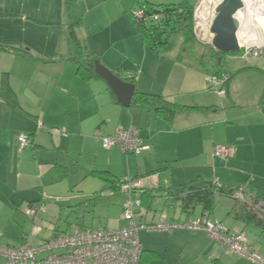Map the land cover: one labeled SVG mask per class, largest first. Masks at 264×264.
<instances>
[{
	"label": "crops",
	"instance_id": "1",
	"mask_svg": "<svg viewBox=\"0 0 264 264\" xmlns=\"http://www.w3.org/2000/svg\"><path fill=\"white\" fill-rule=\"evenodd\" d=\"M144 1L177 5L185 0ZM134 7L133 0H0V244H30L41 231L34 226L37 220L61 216V206L95 201L96 192L108 211L107 225L97 227L126 228V195L93 175L108 172L119 179L143 180L140 197L145 193L151 208L145 223L160 215L169 221L208 216L213 223L244 232L247 243L264 255V230L237 220L231 198H219L210 215L197 208L188 216L169 193L196 179L244 188L248 202L264 189V85L260 81L253 89L244 81L253 74L258 79L255 73L261 69L235 65L233 73H240L225 95L210 89L216 97L206 94L198 101L193 94H205L201 81L220 68L217 56L201 44L186 43L182 33L181 47L174 43L168 50L150 49L136 33L130 17ZM72 24L84 57L99 60L120 76L138 73L136 91L209 110L181 113L168 123L152 105L134 104L135 97L129 108L123 107L104 80L78 74ZM205 57L217 71L202 74ZM226 58L236 60L234 55ZM131 127L139 129L148 147L139 157L119 147L104 150L95 138L97 131L106 136ZM23 135L30 145L20 150ZM216 146L234 147L236 154L221 161L214 155ZM36 203L42 210L29 217L27 210ZM30 218L33 230L28 235ZM139 238L143 255L138 264H254L227 253L204 231L140 230ZM0 264L8 262L0 256Z\"/></svg>",
	"mask_w": 264,
	"mask_h": 264
},
{
	"label": "built area",
	"instance_id": "2",
	"mask_svg": "<svg viewBox=\"0 0 264 264\" xmlns=\"http://www.w3.org/2000/svg\"><path fill=\"white\" fill-rule=\"evenodd\" d=\"M224 0H200L194 11V32L199 44L212 46L215 35L211 29L217 18L216 9ZM243 15L241 17V12ZM264 16V5L259 0H247L246 9H240L236 17H240L241 30L239 41L241 51L236 59L241 61H253L264 56V46H258L253 40L247 39L255 29L261 37V32L255 27L256 16ZM135 20H153L159 22L162 15L147 16L146 12L136 7L132 10ZM262 40H264L261 37ZM129 82L138 80V73H126ZM211 87L220 96L225 95L224 84L228 82L229 75L209 76ZM42 128V124H39ZM95 138L101 142L104 150L119 147L126 155L139 157L144 150L148 149L140 138L139 129L119 128L113 135H102L99 131ZM20 150L30 145L28 136L19 139ZM236 149L230 146H216L214 155L221 161L233 158ZM218 185L219 182L214 181ZM243 189L234 193V198L244 199ZM121 192L126 195L123 205V219L127 227L122 229H104L102 227L78 230L75 233L55 234L39 246H32L24 242L19 247H6L0 244V256L4 257L8 264H138L142 255L143 247L139 238V231L148 232H173L175 230L204 231L210 235L214 243L227 253L245 258L254 264H264V255L256 252L246 240L244 232L233 231L221 223L211 222L207 217L188 219L186 221H169L165 215H160L153 223H145L143 218L147 211L144 209L140 195L144 190L142 179L124 178ZM42 210L40 203L32 204L27 210L29 217H36ZM38 230V228H37ZM2 232L0 230V240ZM48 256L39 259V256Z\"/></svg>",
	"mask_w": 264,
	"mask_h": 264
},
{
	"label": "trees",
	"instance_id": "3",
	"mask_svg": "<svg viewBox=\"0 0 264 264\" xmlns=\"http://www.w3.org/2000/svg\"><path fill=\"white\" fill-rule=\"evenodd\" d=\"M135 6L142 8L147 16L152 17L154 15H162L159 22L152 20H134L136 25V33L143 39L146 45L154 51L168 50L174 45V36L182 33L186 43H198L194 32V10L198 4H191L189 0H185L180 4H161L155 5L144 0H133ZM71 38L76 47L75 62L78 65V74L85 80H91L93 78L101 79L98 77L94 69L90 68L88 64L96 61L94 58H86L83 54V47L81 42L78 40L73 24L71 25ZM199 44V43H198ZM209 48L212 54L216 57L217 62H220L219 70L215 74L210 76H221L223 74L229 75V80L224 84L226 89L231 80L240 73H230L225 68V58L234 55L238 56L240 53L223 55L217 52L213 46H205ZM2 49V48H1ZM238 60V59H236ZM249 64L248 61H243ZM255 69L256 67L248 66L244 70ZM241 70V71H244ZM261 71V70H258ZM134 76L136 73L130 72ZM117 75V74H116ZM125 81L129 80L125 77L126 75L120 76ZM136 84V81H132ZM213 90L212 87H210ZM134 104L140 106L152 105L158 115L164 117L168 123H172L174 118L181 113H192L197 111H207L209 108L199 106H184L178 103L169 102L162 95L148 94L144 92L136 91ZM262 104L264 105V93L262 97ZM30 139V138H29ZM93 175L98 177L101 181L106 183L112 191L121 189L123 179H119L111 176L108 172H93ZM242 188H228L218 185L214 181H206L202 179H196L190 182L188 185L174 192H169L170 195L180 203L181 212L188 216H192L197 208H201L203 214H212L216 209L218 199L221 197H228L234 200L235 206L231 214L237 220H240L246 225H255L258 228L264 230V189L257 193V196L252 201H247L246 190L243 189L244 199L238 200L234 198V193ZM146 194L142 195V204L144 209L148 212L151 208L145 199ZM208 218V216H205ZM209 219V218H208ZM221 223V222H217ZM223 224V223H221ZM224 225V224H223ZM225 226V225H224ZM226 227V226H225ZM88 229V228H85ZM229 229V228H228ZM84 230V229H82ZM235 231V230H233Z\"/></svg>",
	"mask_w": 264,
	"mask_h": 264
},
{
	"label": "rangeland",
	"instance_id": "4",
	"mask_svg": "<svg viewBox=\"0 0 264 264\" xmlns=\"http://www.w3.org/2000/svg\"><path fill=\"white\" fill-rule=\"evenodd\" d=\"M174 1H179V0H174ZM189 1L191 4H195L197 2V0H189ZM136 7L137 6H135L134 8H136ZM130 17H132V19H133L132 10H131V16ZM183 39L184 38H183L181 33L179 35H177V37L174 36L173 40L177 46L176 48L181 47V43L183 44V42H184ZM263 51H264V49H263ZM195 59H199V57L197 55V51L195 53ZM204 59H205L204 60L205 62L204 63L202 62L201 66H200L202 74H204V75L208 74L211 70L217 71V67L211 64L210 59H207L206 57ZM249 62H250L249 65H252L253 67L256 66V67H259L261 69V71H256L257 73H255L258 79L255 78L254 74L251 75L254 77L249 76L247 78H244V81L247 83L246 85L254 86L253 89H256L260 85L259 84L260 81L264 85V56H262L261 58H259L257 60H253V61H249ZM196 65L198 66L199 62L198 63L196 62ZM235 65L243 67L245 65L247 66L248 64L244 63L241 60H232V59L227 60V58H226L225 66L232 73L235 72V68H234ZM200 84L201 85L206 84V88H204L205 94L203 95L202 94L203 92H201V94H199V95L195 93V94H193L194 95L193 97L195 99L200 101L201 98H203V99L205 98L206 94H210L211 97L212 96L216 97V95L212 94L213 91L212 92L210 91L211 83H210L209 79L208 80L206 79V81H204V80L201 81ZM96 193L97 194L94 193L95 195H97L95 201H85L80 206H78V205L72 206V207L61 206V208H60L62 210L61 216L56 214L55 217H48L44 221L37 220L35 222L34 226L36 225V226L40 227L41 231L37 232L36 236L34 238L31 237V239H33V241L30 244L32 246H39L40 244H38V243L45 241L47 238L50 237V235L54 231H57V233H59V234H65V233H75L76 231L81 230V228H84V227L91 228V227H95V226L97 227V225H102L105 227L107 225L106 220H107L108 211H107V208H106L104 202L101 200V198L97 199L101 195V193L100 192H96ZM55 205L58 206L59 204H55ZM150 215H153V213H151ZM30 220L31 221L28 223V227H29L28 235H30L31 231L33 230V218H30ZM250 235L251 234H249V237H250ZM46 256H48V254L41 255V256H39V259L44 258Z\"/></svg>",
	"mask_w": 264,
	"mask_h": 264
},
{
	"label": "water",
	"instance_id": "5",
	"mask_svg": "<svg viewBox=\"0 0 264 264\" xmlns=\"http://www.w3.org/2000/svg\"><path fill=\"white\" fill-rule=\"evenodd\" d=\"M240 9H242L241 0H224L216 9L218 15L211 29L215 35L212 46L223 55L241 51L238 37L241 23L236 19V14ZM88 66L94 69L96 75L106 82L120 105L125 108L132 105L136 94V84L120 78L99 60L90 62Z\"/></svg>",
	"mask_w": 264,
	"mask_h": 264
},
{
	"label": "clouds",
	"instance_id": "6",
	"mask_svg": "<svg viewBox=\"0 0 264 264\" xmlns=\"http://www.w3.org/2000/svg\"><path fill=\"white\" fill-rule=\"evenodd\" d=\"M259 2H260L261 5H264V0H259ZM241 3H242V9H246V7H247V0H241ZM242 15H243V10L241 12V17H242ZM236 19L239 20L240 17H236ZM254 20H255V27L258 30H260V32L264 33V16L258 15V16H256L254 18ZM244 36L247 39H250V40H253V41L259 39V37L257 36L256 33H252L251 36H248L247 33H244Z\"/></svg>",
	"mask_w": 264,
	"mask_h": 264
},
{
	"label": "bare ground",
	"instance_id": "7",
	"mask_svg": "<svg viewBox=\"0 0 264 264\" xmlns=\"http://www.w3.org/2000/svg\"><path fill=\"white\" fill-rule=\"evenodd\" d=\"M253 32L256 33L257 36L259 37V39L255 40L253 43H255L258 46H264V41H262L260 35H258L255 29L253 30Z\"/></svg>",
	"mask_w": 264,
	"mask_h": 264
}]
</instances>
